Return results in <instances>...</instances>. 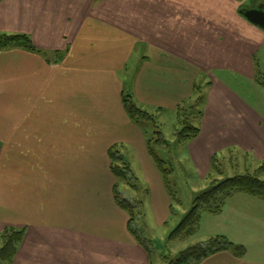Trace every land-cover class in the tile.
I'll list each match as a JSON object with an SVG mask.
<instances>
[{"label": "crops", "instance_id": "0c3cea01", "mask_svg": "<svg viewBox=\"0 0 264 264\" xmlns=\"http://www.w3.org/2000/svg\"><path fill=\"white\" fill-rule=\"evenodd\" d=\"M247 1L0 0V32L26 33L43 51L0 50V113L14 109L16 117L0 131L13 141L8 148L0 136V172L14 160V178L0 176V232L25 228L12 264H124L129 257L149 264L114 199L110 148L138 155L148 173L147 220L155 213L167 225L172 199L149 154L148 127L126 112L125 92L143 109L169 113L174 131L179 107L197 100L200 133L183 146L202 179L215 155L232 166L237 153L245 164L238 173L264 163V91L254 96L233 84L249 75L264 88L261 63L225 18L251 23L240 13L253 8ZM88 165L99 172L90 185L78 172ZM74 172L80 213L62 188ZM203 226L208 237L226 235L248 248L243 257L220 251L199 264H264V198L235 193L222 212L202 213L199 232Z\"/></svg>", "mask_w": 264, "mask_h": 264}, {"label": "trees", "instance_id": "16d2710c", "mask_svg": "<svg viewBox=\"0 0 264 264\" xmlns=\"http://www.w3.org/2000/svg\"><path fill=\"white\" fill-rule=\"evenodd\" d=\"M253 1L256 2L258 0ZM12 47L43 52L35 46L28 34L0 32V50ZM48 60H50L49 57ZM262 78L264 79V74L259 71L257 80L264 86ZM123 103L129 118L135 123L142 125V123L146 121H152L153 123L157 121L156 115L151 114L148 110L139 106L133 100L129 92L124 93ZM185 108L186 107L180 106L178 109V124L174 131V138L180 143L192 140L200 133L199 126L192 122L194 112H191L190 114H192V117H189L186 113L187 108ZM199 112L200 111H196V113ZM156 128L159 129L158 126H156ZM156 133L159 135V138H148L149 154L161 173L165 186L172 199L170 218H175L178 216V209L176 206L181 204V200L177 197L172 188L170 177L173 173V168L168 160L161 158L157 153L158 146H168L171 145V142L164 137L162 131L158 130ZM108 155L111 163V171L116 177V183L113 187L114 199L116 204L128 214V230L136 242L147 252L151 264L153 260L151 244L150 241L143 236L141 226L138 224L139 217L143 218L141 220V225L146 224L145 213L143 211L144 201L142 198H137L136 201H134L129 197H124L120 188L123 184L135 192L139 191L137 184L138 178L133 173L130 163L125 159L118 146L111 147ZM211 167V171L207 177L208 184L197 192L191 210L170 232L169 239L177 237L185 238L197 234L200 228L202 213L210 212L217 214L222 212L228 199L235 193H246L264 198V163L255 170H248L231 176H223L221 179L218 178L217 175H224V173L220 158H217L216 155L212 158ZM147 192L148 189H144V194ZM0 235L3 240L0 248V261H7L12 264L18 246L24 238L25 230L9 225L0 232ZM220 251H230L235 256L243 257L247 249L246 246L232 241L226 235L218 234L210 237L206 241L182 249L177 257L167 260L165 264H199L205 258Z\"/></svg>", "mask_w": 264, "mask_h": 264}, {"label": "rangeland", "instance_id": "374dc122", "mask_svg": "<svg viewBox=\"0 0 264 264\" xmlns=\"http://www.w3.org/2000/svg\"><path fill=\"white\" fill-rule=\"evenodd\" d=\"M254 4L255 2L253 0H248L245 3V6L252 7ZM227 13L228 12H226L225 14V18H229L231 20V29L235 33L240 34L242 39H245L246 42L249 43V46L252 48L253 52L256 54V57L261 63L260 69L262 73L264 74V29L254 26L253 24L249 23L242 16L238 14H236V16L235 14H232L230 17V15H228ZM238 21H240V23L242 24L241 25L233 24V23H238ZM7 33H14V32H7ZM256 72H257V69H256ZM238 78L240 79L233 81V84L237 87L239 85H243L244 86L243 88L246 87L248 90H251L254 96H256V92H255L256 89H263L264 91V88L261 87L259 84H257L256 81H254V79L251 78L249 75H239ZM262 81H264L263 78H262ZM252 83H254L255 86L252 85ZM257 96L260 98L259 94H257ZM256 99H255V102L257 104V102L259 101H258V98ZM191 103H192L191 105L192 108L191 106L188 108V105H190ZM183 107L187 108L186 113L189 115V117H192V114L190 113L197 111L198 102L195 99L194 101L192 102L190 101L189 103H187L186 106L183 105ZM149 112L153 115H156L157 121L155 123H153L152 121L143 122L144 125L148 127L146 129L148 132V138L150 139L159 138V135L156 133V131L159 130V131H162L164 137L169 142H171V145H168V146H165V145L158 146L157 153L161 158L168 160L170 162V165L173 168V173L171 174V177H170L171 184H172V188L174 189L177 197L181 200V204L176 206V208L178 209V216L175 218H170L169 223L167 225H160L158 223L159 222L158 218L156 217V215H154L155 213H151L148 220L145 217V222H146L145 225L143 224L141 225V220L143 218L139 217L138 224L141 226L143 236L147 238L151 244V248L153 251V260L151 264H165L167 260L177 257V255L182 249L188 246L206 241L207 239L210 238L208 237L209 235L207 233V228H206L207 226H205V228L203 226L204 230H201V232L194 234L193 236L185 237V238L177 237V238L169 239L170 232L174 229V227L177 226L180 220L191 210L193 206V201L196 197L197 192L203 189L208 184V179H207L208 176L202 179L201 173H199V171L193 167V165L190 163L189 157L185 154V148L183 146L184 145L183 143L185 142L180 143L174 138V135H173L174 122L171 121L170 123V121H168L170 120L168 118L169 113L167 114V116H164V115L160 116L162 113L159 112L158 110L150 109ZM0 114H3V119L8 120L6 122H0V131L2 132V130L5 128V125H8L9 128L11 127L12 121L15 120L16 117L14 116V109H12L11 113L6 112V113H0ZM158 116H160V118ZM174 117L176 118V116ZM163 120L166 121L167 123L164 124ZM195 121H196L195 117L192 118V122L194 124H196ZM156 126H158L159 129L156 128ZM6 132L7 131H4V133ZM0 136H1L2 142L3 141L6 143L8 142L9 144L8 148H10L11 144H13L12 139L10 138L7 139L3 135H0ZM119 149L121 153L124 155L125 159L132 166L133 173L138 178L137 184L139 187V191L135 192L134 190H131L130 188L122 184L120 187L122 190V194L124 197H129L130 199H133L134 201H136L137 198H142L143 201L145 202L148 199V195H149V185L146 184V181L148 180V178L146 179V176L148 173L146 172L144 168H142L141 160L139 159L138 155L125 152V149L123 150V148H119ZM234 156H236L234 159L235 162L237 161L239 162L237 163L232 162V166H233L232 167L231 162H229L228 158H226L225 161L221 163V166L223 167L222 170H223L224 175L219 174L217 175L218 178L221 179L223 178V176H231V175L237 174L238 172H242L245 170V164L242 162V160L239 159V155L236 153ZM250 159H254V157L251 156ZM253 161L254 160H250L248 162L249 168L253 166L254 164ZM9 163L12 164L10 169L2 170L0 172V176L3 174H10L14 178L13 158L9 161ZM78 172L85 176L88 175L87 185L94 183L93 181L94 177H96L98 181L99 172L96 173V170L91 168L90 165H88L86 171L84 169H80L78 170ZM79 173L74 172L70 176L69 180L67 181L68 185L62 186V188L66 190L67 194L70 193V205L72 204V206L77 210L76 212L80 213V212H84V208L82 207V203L79 199V196L77 195L78 187H74L72 183L73 178L75 176L76 178L80 176ZM102 179L105 181V178H102ZM100 186L101 185H97V188ZM54 188L58 189L60 187H54ZM87 188H88V192L89 191L92 192L93 188L91 189V186H87ZM105 188L106 186L104 184V187L102 186V190ZM144 189H148V192L145 194H144ZM9 211L10 209L8 207L7 212ZM11 226H14V225H11ZM19 228H23V227H19ZM23 229L25 230V228ZM122 233H123L122 230H120V235H122ZM2 243H3V240L0 235V248L2 246ZM245 246L247 247V245ZM138 263H139L138 258L133 259V261L131 262L130 257H129L127 258V261L124 264H138ZM0 264H10V263H8L7 261L6 262L0 261Z\"/></svg>", "mask_w": 264, "mask_h": 264}, {"label": "water", "instance_id": "95a60500", "mask_svg": "<svg viewBox=\"0 0 264 264\" xmlns=\"http://www.w3.org/2000/svg\"><path fill=\"white\" fill-rule=\"evenodd\" d=\"M240 13L246 17L251 23L258 25L264 29V3L253 8H242Z\"/></svg>", "mask_w": 264, "mask_h": 264}, {"label": "flooded vegetation", "instance_id": "af4514ba", "mask_svg": "<svg viewBox=\"0 0 264 264\" xmlns=\"http://www.w3.org/2000/svg\"><path fill=\"white\" fill-rule=\"evenodd\" d=\"M260 4H263V3L262 2H255V4L252 7H257Z\"/></svg>", "mask_w": 264, "mask_h": 264}]
</instances>
